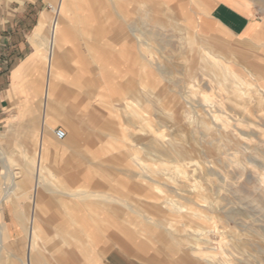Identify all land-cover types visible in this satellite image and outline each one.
Instances as JSON below:
<instances>
[{
  "label": "crops",
  "instance_id": "crops-1",
  "mask_svg": "<svg viewBox=\"0 0 264 264\" xmlns=\"http://www.w3.org/2000/svg\"><path fill=\"white\" fill-rule=\"evenodd\" d=\"M257 11L253 0H0V264H148L102 247L115 239L108 230L126 234L112 216L117 201L88 186L85 146L98 135L88 123L121 98L139 58V19L180 28L199 54L222 51L193 37L245 57L264 48ZM71 177L76 186L63 179Z\"/></svg>",
  "mask_w": 264,
  "mask_h": 264
},
{
  "label": "rangeland",
  "instance_id": "rangeland-1",
  "mask_svg": "<svg viewBox=\"0 0 264 264\" xmlns=\"http://www.w3.org/2000/svg\"><path fill=\"white\" fill-rule=\"evenodd\" d=\"M253 1L264 34V0ZM143 20L120 100L87 122L98 132L85 146L90 164L80 162L88 186L117 201L112 216L126 234L108 230L115 239L102 247L148 264H264V48L240 57L192 36L223 52L211 57L191 50L180 28ZM126 103L134 112L124 114ZM41 210L50 216V203ZM199 231L205 240L193 246Z\"/></svg>",
  "mask_w": 264,
  "mask_h": 264
},
{
  "label": "bare ground",
  "instance_id": "bare-ground-1",
  "mask_svg": "<svg viewBox=\"0 0 264 264\" xmlns=\"http://www.w3.org/2000/svg\"><path fill=\"white\" fill-rule=\"evenodd\" d=\"M58 14V13H57ZM56 14V15H57ZM58 21V20H57ZM56 22V21H55ZM54 22V23H55ZM54 28V27H53ZM50 40V39H49ZM50 49V48H49ZM209 53H212L213 51H211V50H209L208 51ZM170 146H171V144L170 143H168ZM40 175V174H39ZM38 185V184H37ZM169 207L167 208L168 210H170L171 212L173 211V212H175V213H178V212H180V210H181V207L179 206V205H177V204H170V205H168ZM31 228V227H30ZM167 232H168V230H167ZM204 233L203 232H198L197 233V237H195L194 238V240H193V243H192V245L193 246H196V244L199 242V240H201L202 238L201 237H203L204 235H203ZM2 236V235H1ZM203 241L205 240L204 238L202 239Z\"/></svg>",
  "mask_w": 264,
  "mask_h": 264
},
{
  "label": "built area",
  "instance_id": "built-area-1",
  "mask_svg": "<svg viewBox=\"0 0 264 264\" xmlns=\"http://www.w3.org/2000/svg\"><path fill=\"white\" fill-rule=\"evenodd\" d=\"M53 135L55 136L56 139L62 140L65 136V133H64V131H62L60 129H56L53 131Z\"/></svg>",
  "mask_w": 264,
  "mask_h": 264
}]
</instances>
